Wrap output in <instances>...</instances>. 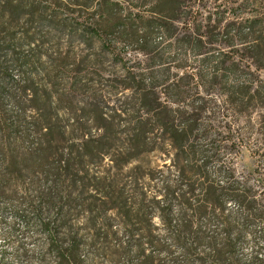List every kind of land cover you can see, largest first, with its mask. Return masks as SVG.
Returning <instances> with one entry per match:
<instances>
[{"label": "trees", "instance_id": "obj_1", "mask_svg": "<svg viewBox=\"0 0 264 264\" xmlns=\"http://www.w3.org/2000/svg\"><path fill=\"white\" fill-rule=\"evenodd\" d=\"M127 5L141 13L130 9L121 13L117 0H66L64 10L70 12L55 23L54 18L46 20L43 15L45 6L0 0V74L10 75L7 63L21 69L19 80L8 76L14 83L7 93L16 116L7 121L0 113V184L11 175L37 170L52 179L46 191L53 201H58V224L45 225L59 264H69L71 258L80 261L85 245L79 229L73 230L69 221L76 211L91 213L93 204L88 199L92 189L105 186L104 178L99 177L105 172L100 171L105 158H113L112 168L123 169L144 155L166 151L172 156L169 174L164 176L156 170L149 176V180L163 178L161 194L151 195L152 187L141 184V165L130 171L134 192H125L122 187V229L129 239L122 256L127 257V262L264 264V259L246 260L240 252L250 225L262 223L260 238L264 241V204L254 198L246 183L237 180L233 161L226 167L220 164L216 173L210 169L222 156L237 157L240 153L230 139L231 129L227 130L225 142L217 140L221 133L214 120L216 107L204 95L216 88L224 70L232 71L242 60L235 54L230 57L231 50L224 52L206 45L214 40H209L202 29L212 33L222 19L213 18L211 12L203 14L197 0H133ZM90 8L94 11L90 12ZM45 22L54 25L51 40L55 38V47L46 52L37 45L22 53L21 40L34 36L22 32L19 39L17 30ZM154 29L170 39L180 29L184 34L178 40L183 43L166 50L162 42L152 39ZM262 42L263 39L254 42L250 51H261ZM76 44L88 53L79 56ZM122 44L138 45V51L153 56L154 64L136 70L135 65H129L130 60L125 56L121 59L116 52ZM167 53L171 54L166 56ZM109 55L117 65L122 61V108L110 110L116 116L122 115V143L117 142L118 132L112 127L114 115L94 101L98 92L88 86L87 68L101 67ZM174 61L181 73L172 71ZM205 87L209 90L204 91ZM3 91L0 87V95ZM235 92L243 96L250 93L242 89ZM84 96L88 100L79 109L81 127L66 137L67 127L59 120V110L63 106L75 108L77 100ZM3 108L0 99V111ZM27 111L33 115L29 120ZM97 120L109 125H98L102 132L93 134L90 126ZM106 191L101 204L114 208L113 197ZM228 200L239 204L236 212L228 211ZM37 212L43 213L41 208ZM91 222L86 225L89 230L95 229ZM160 224L165 236L160 234ZM59 228L68 231L65 239L59 240ZM132 243L135 253L128 250ZM161 252L167 257L158 258Z\"/></svg>", "mask_w": 264, "mask_h": 264}, {"label": "rangeland", "instance_id": "obj_2", "mask_svg": "<svg viewBox=\"0 0 264 264\" xmlns=\"http://www.w3.org/2000/svg\"><path fill=\"white\" fill-rule=\"evenodd\" d=\"M14 2H22L25 6L35 3V6H45L46 11L43 13L46 20L54 18L58 23L64 16H68L69 10H64L66 0H13ZM121 3V13L129 11L127 2L133 0H117ZM201 2L203 14L213 13V18H221V24L218 28L210 30L203 28L202 31L207 32V38L214 40L213 43H207V46H213L220 51H230L231 56L241 57L238 67H233L232 71L224 70L220 83L211 92H204L206 98L211 100L212 106L216 108L215 123L219 125L221 135L217 140L225 142L227 130L231 129V138L240 153L237 157L234 154H226L221 157L220 162H215L210 166L212 172L220 168L229 166V161H233L235 175L237 180L251 189L254 198L260 204H264V42L261 45V51L251 52L249 47L260 39L264 40V0H197ZM63 3L64 5H61ZM61 5V7H60ZM69 8V7H68ZM123 9V10H122ZM94 11L90 8V12ZM131 12L141 13L139 9H130ZM122 15V14H121ZM256 21V23H254ZM234 23L235 25L231 26ZM230 24V25H229ZM253 25L254 30H251ZM45 22L42 26L39 23L23 27L17 30L18 38L20 33L27 32L34 39L21 40V52L26 54L32 48L40 45L42 50L49 52L55 47L54 25L51 26ZM55 26H58L55 24ZM153 40L162 42V47L166 50H172L178 44L183 43L181 40L183 31L178 29L173 39L165 37L162 33L155 31ZM156 32V33H155ZM220 35H215L216 33ZM240 34V36H234ZM241 37V38H240ZM31 38V37H30ZM255 38H258L255 40ZM205 40H207L205 38ZM65 47L67 42L62 40ZM138 45L124 46L119 45L116 52L119 57H126L129 65H135L136 70L147 68L153 65V56L144 54L137 50ZM81 45L76 44L75 50L79 56L87 54ZM234 50H238L234 52ZM233 52V53H232ZM255 52V53H254ZM173 53V52H171ZM167 53L166 56H169ZM125 54V55H124ZM253 56V57H251ZM108 56V60L97 67L87 68L90 76L88 86L98 92L97 100L105 107V111L113 114L112 127L118 132V141L122 143V128L124 122L122 115L116 116L112 113L111 108H122V61L119 65L115 64ZM254 61H252V59ZM259 58V61H258ZM156 60V59H155ZM196 63L197 59H193ZM253 62V63H252ZM174 72L181 73V69H176L177 63H173ZM10 66L8 75L13 80L20 79V68ZM261 66V68L259 67ZM86 67V66H85ZM171 67V65H170ZM172 68V67H171ZM6 74H0V87L5 91L0 95V99L4 102V108L0 111L2 119L12 121L16 116L13 102L9 98L7 92L9 88H13L11 79ZM205 87V90H209ZM248 90L250 93L243 96L239 91ZM85 98V101L83 99ZM88 99L82 97L75 103V108L66 109L64 106L60 108L58 116L62 126L67 127V135L76 134L75 130L80 126L79 109ZM108 108V109H107ZM74 109V110H72ZM31 118V113L27 111ZM122 114V113H121ZM103 124L99 120L93 122L90 126L92 133H101ZM104 128V127H103ZM232 155V157H231ZM111 157H106L101 163L100 171H105L99 177L104 178L105 186L100 189L93 188L92 196L88 202H92L93 207L90 214L85 212H77L70 219V225L73 230L79 229V234L84 240V247L77 259H70L69 264H136V262H127V257L122 256V248L128 244V236L124 233L122 225V187L125 192H134L135 184L131 179L130 171L137 165L143 167L142 172L144 178L142 182L150 185L152 194L164 190L163 178L157 180H149L151 171L160 170L162 175H168V168L171 163L172 156L166 151L152 152L144 155L123 168H112L114 162ZM92 174L98 175L93 171ZM100 174V173H99ZM138 175H140L138 173ZM52 180L46 176L41 170L26 175H11L5 182L0 184V264H59L58 258L50 246L49 227L58 224L56 220V207L58 201H53L47 194V189L51 186ZM152 181V182H151ZM246 183V184H245ZM113 197L114 208L102 206L101 201L104 199L105 191ZM227 208L230 212H236L239 204L234 200L227 201ZM175 208V206H173ZM42 209L43 213L38 214L37 210ZM91 217V218H89ZM92 220L95 229L89 230L87 222ZM154 221L158 223V219ZM86 228V229H85ZM123 228V229H122ZM263 230L262 223L250 225L243 236L244 244L240 248L243 258L251 260L257 257L264 259V241L261 240V232ZM59 240L65 239L69 234L68 231L58 229ZM160 234L165 236L163 227L160 224ZM141 235V233L139 234ZM136 236V235H135ZM95 242V244H94ZM147 253L151 250L145 244ZM130 253H135V243H132L128 249ZM131 256V255H130ZM160 259L166 258V254L161 252L158 255Z\"/></svg>", "mask_w": 264, "mask_h": 264}]
</instances>
